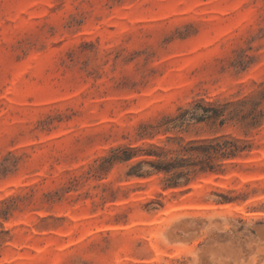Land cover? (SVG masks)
I'll return each instance as SVG.
<instances>
[{"label": "rangeland", "instance_id": "obj_1", "mask_svg": "<svg viewBox=\"0 0 264 264\" xmlns=\"http://www.w3.org/2000/svg\"><path fill=\"white\" fill-rule=\"evenodd\" d=\"M200 99L261 100L183 134L251 141L222 171L107 160ZM0 264H264V0H0Z\"/></svg>", "mask_w": 264, "mask_h": 264}, {"label": "trees", "instance_id": "obj_2", "mask_svg": "<svg viewBox=\"0 0 264 264\" xmlns=\"http://www.w3.org/2000/svg\"><path fill=\"white\" fill-rule=\"evenodd\" d=\"M261 100H253L248 109L240 102H210L195 100L182 108L169 120L171 126L164 129L161 144H150L145 148L121 147L112 150L107 160L129 162L128 174L139 176L157 174L164 188L187 185L198 173L222 171L226 163L251 149L247 139L221 134L209 137H185L184 133L219 129L232 124L245 133L258 127L262 111ZM172 131L171 134H167ZM224 197V202L231 201Z\"/></svg>", "mask_w": 264, "mask_h": 264}]
</instances>
